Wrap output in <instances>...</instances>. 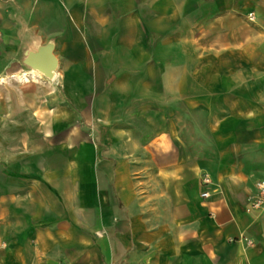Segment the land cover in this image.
I'll return each mask as SVG.
<instances>
[{"label":"crops","instance_id":"0c3cea01","mask_svg":"<svg viewBox=\"0 0 264 264\" xmlns=\"http://www.w3.org/2000/svg\"><path fill=\"white\" fill-rule=\"evenodd\" d=\"M258 182L264 0H0V264H264Z\"/></svg>","mask_w":264,"mask_h":264},{"label":"rangeland","instance_id":"374dc122","mask_svg":"<svg viewBox=\"0 0 264 264\" xmlns=\"http://www.w3.org/2000/svg\"><path fill=\"white\" fill-rule=\"evenodd\" d=\"M194 122H197V124H199L200 120H195ZM202 135L203 134L201 132L195 134V137L193 138L192 142L201 143L202 139H204V140L206 139L205 134L203 136ZM193 150L195 151V153L196 152H200V147H197V144H195L194 147H193ZM259 185H263V187H264V183L263 182H258L257 185H256L257 186V191H258V196H257L256 200L261 204L264 201V194L260 190V186Z\"/></svg>","mask_w":264,"mask_h":264},{"label":"built area","instance_id":"2783aa9c","mask_svg":"<svg viewBox=\"0 0 264 264\" xmlns=\"http://www.w3.org/2000/svg\"><path fill=\"white\" fill-rule=\"evenodd\" d=\"M250 20L252 19V17H251V14H250ZM203 183L204 184H207L208 183V180L207 179H205V180H203ZM260 186V190L263 192V194H264V187H263V185H259ZM201 197L202 198H208L209 197V194L207 193V192H203L202 194H201Z\"/></svg>","mask_w":264,"mask_h":264},{"label":"bare ground","instance_id":"6f19581e","mask_svg":"<svg viewBox=\"0 0 264 264\" xmlns=\"http://www.w3.org/2000/svg\"><path fill=\"white\" fill-rule=\"evenodd\" d=\"M25 77H26V75L22 76V78H19V79H21V80H22V79H25Z\"/></svg>","mask_w":264,"mask_h":264}]
</instances>
